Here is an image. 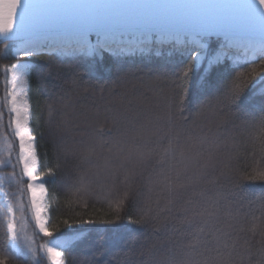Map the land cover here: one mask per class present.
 <instances>
[{
  "label": "trees",
  "instance_id": "1",
  "mask_svg": "<svg viewBox=\"0 0 264 264\" xmlns=\"http://www.w3.org/2000/svg\"><path fill=\"white\" fill-rule=\"evenodd\" d=\"M220 39L208 38L209 47L216 48ZM12 44L13 40L0 39V159L10 162L0 165V173L6 177L3 185L13 206L17 229L23 223V236L31 239L35 256L23 239L19 251L8 242L6 210L0 202V264H51L44 246L51 239L66 235L76 236L66 250L62 249L66 264H156L167 259L169 249L176 259H181L182 246L189 241L195 243V239L174 234L175 222L167 218L166 212L157 218L150 214L140 223L128 219L139 220L149 198L153 208L158 196L160 206H164L163 185L150 183L149 173L157 159L155 152L167 145V140L161 138L169 127L181 133L182 144H192L186 158L210 150L209 143H199L200 137H206L208 141L219 137L217 142L221 146L216 159L226 162L230 171L220 175L224 170L223 163L218 164L214 175L219 177V185L206 187L209 196L219 192L222 197V220L226 219L237 228L248 227L253 216L264 221V179L259 178L264 173V160L259 151L260 141L264 140V127L259 124L258 111L264 105V85L246 90L238 102L242 109L254 111L256 116V122L247 125L240 124L236 110L230 108L222 93L216 91L233 82L239 83L253 70L259 71L264 58L257 56L249 61L227 58L207 73L201 68L191 78L184 94L180 83L173 85L170 78L180 59L168 45L159 47L160 54L152 50L143 55L104 53L95 58L83 54L58 58L41 52L24 58L31 63L27 92L30 129L38 156L37 175L47 189L46 226L53 233L51 237L45 236L35 223L30 193L26 190L28 178L22 175L23 165L18 163L19 141L14 125L10 126L8 68L20 59L13 54ZM167 49L171 50L167 52ZM74 71L78 75H74ZM96 105L101 109L120 106L134 118V131L125 129L124 125L119 126L120 131L113 130L112 138L123 141L118 147L126 150L133 143L131 137L135 136V144L140 149L154 150L143 173L133 178L132 195L118 213L115 205L110 208L106 199L110 182H102L97 177L98 172L100 177L103 176L108 150H98L91 163L81 156L93 130L99 127L96 123L90 126L80 123L81 112ZM169 115L170 125L166 123ZM102 123L105 129L112 127L110 121ZM189 129L191 141L186 139ZM115 151L116 147H113V153ZM13 172L16 178L11 177ZM152 180H155L154 175ZM21 187L25 189L23 195ZM193 199L203 203L199 196ZM226 203L231 204L233 218L224 216ZM237 209L239 214L235 215ZM117 214L119 220H115ZM78 219L97 223L65 229V221L73 223ZM105 220L112 222L100 223ZM179 230L185 231L182 227Z\"/></svg>",
  "mask_w": 264,
  "mask_h": 264
},
{
  "label": "snow or ice",
  "instance_id": "2",
  "mask_svg": "<svg viewBox=\"0 0 264 264\" xmlns=\"http://www.w3.org/2000/svg\"><path fill=\"white\" fill-rule=\"evenodd\" d=\"M17 21L19 31L15 30ZM0 36L18 42L15 53L20 58L31 57L38 49L58 58L80 54L95 58L104 53L143 55L153 48L168 45L180 59L176 70L170 73L172 84L179 82L182 93L186 94L188 83L201 68L207 73L234 52L242 55L245 61L257 56L264 58V0H50L40 4L29 0H0ZM213 36L222 38L214 49L208 44V38ZM11 68V84L16 91L11 94L10 126H15V135L19 139L18 163L23 165L22 175L31 181L26 190L31 194L36 226L45 236L51 237L53 233L46 226L48 219L43 215L47 211L42 203L47 189L35 174L38 156L35 137L30 129L28 92L24 87L28 82L30 65L17 59ZM74 75L78 73L74 71ZM258 84L264 85V61L259 71L253 70L239 83L233 82L216 90L229 102L228 106L236 110L235 116L241 125L256 122L254 111L242 109L238 102L246 90L256 89ZM258 111L259 124L264 127V105ZM81 117L80 123L86 126L91 123L99 125L85 143L81 156L85 162L91 163L98 150H108L103 176L100 177L98 172L97 177L102 182H110L106 199L109 207L115 205L118 213L132 195L133 178L143 173L152 160L154 150L140 149L135 144V136L131 137L133 143L126 150L118 147L122 140L112 138L113 130L120 131V125L135 130L134 118L128 115L127 109L120 106L101 109L96 105L83 110ZM109 121L112 127L105 129L102 122ZM166 123L170 125V115ZM161 139L167 140V145L155 152L157 159L149 173V182L163 185L164 206H160L158 196L153 208L149 198L140 219H128L132 223H140L150 214L157 218L166 212L167 218L175 222L172 232L180 237H193L195 243L189 241L182 246L181 259H176L169 249L167 259L156 264H264V221L253 216L248 227L237 228L226 219H221L220 193L207 194V185H219V177L214 175L217 165L223 163L224 170L220 175L230 171L226 162L216 159V152L221 146L217 142L219 137L212 141L200 137L199 143H209L210 150L196 152L191 158H186V153L192 150V144H182L180 132H174L169 127ZM186 139H193L190 129ZM113 147H116L115 153ZM259 151L264 160V140L260 141ZM5 163L10 162L0 159V165ZM10 175L16 178L15 172ZM259 178L264 179V173ZM5 179V176H0V185L5 183ZM83 183L81 180L82 186ZM20 191L23 195L25 189L21 187ZM194 196L203 198V203L193 199ZM223 207L226 209L224 216L233 218L231 204L226 203ZM238 214L239 209L235 215ZM119 219L117 214L115 220ZM5 221L7 240L11 246L19 251L23 239L35 256L31 239L23 236V223L17 229L11 202L7 205ZM94 223L97 221L78 219L73 223L65 221L64 227L73 229L81 224ZM181 227L185 231L181 232ZM68 243L58 241L57 246H44L51 264H66L64 250Z\"/></svg>",
  "mask_w": 264,
  "mask_h": 264
},
{
  "label": "rangeland",
  "instance_id": "3",
  "mask_svg": "<svg viewBox=\"0 0 264 264\" xmlns=\"http://www.w3.org/2000/svg\"><path fill=\"white\" fill-rule=\"evenodd\" d=\"M18 46V42H16V41H13V44H12V52H13V54L16 56V57H18L17 55H16V53H15V48ZM153 50V52L154 53H157V52H159V48H153L152 49ZM171 49H167V52H169ZM249 56H251V53H249ZM18 58H20V57H18ZM228 58H230V59H232V60H234V61H240V60H243L244 59V57L242 56V55H240L239 53H232V54H230L229 55V57ZM21 59V62H23V63H27V64H31L30 63V61L29 60H27V59H25V58H20ZM17 62V61H16ZM15 62V63H16ZM14 63V64H15ZM12 68L11 67H9L8 68V80H7V89H8V99H9V106L11 107V94H13L16 90H14L13 88H12V84H11V81H12ZM18 86H19V82H18ZM24 87L26 88V90H27V84L26 85H24ZM14 128H15V126H14ZM14 132H15V130H14ZM17 139H18V137H17ZM18 141H19V139H18ZM36 175H37V171H36V173H35ZM0 176H2L1 175V173H0ZM38 176V175H37ZM39 177V176H38ZM31 181H29V179H28V183H30ZM34 183H39V181L38 182H34ZM5 193H6V190H5V188H4V185H0V202L2 203V205L4 206V208H5V210H7V205H8V203L10 202L9 201V199H8V196H7V198H5ZM7 194V193H6ZM30 200H31V194H30ZM43 206L46 208V209H48V206H47V201H46V196H45V199L43 200ZM33 211H34V209H33ZM14 215V214H13ZM43 215L47 218V211L45 212V213H43ZM6 222V221H5ZM6 228H7V225H6ZM38 228V227H37ZM39 230V229H38ZM76 238V236L75 235H66V236H61V237H57V238H53V239H51L46 245H48V246H57V242L58 241H68L69 243H68V245H70L71 244V242L74 240ZM62 250V249H61ZM65 259V258H64ZM51 263V262H50Z\"/></svg>",
  "mask_w": 264,
  "mask_h": 264
},
{
  "label": "water",
  "instance_id": "4",
  "mask_svg": "<svg viewBox=\"0 0 264 264\" xmlns=\"http://www.w3.org/2000/svg\"><path fill=\"white\" fill-rule=\"evenodd\" d=\"M29 2L36 3V4H40V3L50 2V0H29ZM15 30L16 31H19V23H18V21H17V24L15 25ZM0 39L5 40L2 36H0ZM41 52H47V51H43V50H39L38 49L36 53H41Z\"/></svg>",
  "mask_w": 264,
  "mask_h": 264
},
{
  "label": "bare ground",
  "instance_id": "5",
  "mask_svg": "<svg viewBox=\"0 0 264 264\" xmlns=\"http://www.w3.org/2000/svg\"><path fill=\"white\" fill-rule=\"evenodd\" d=\"M12 74V73H11ZM13 78V77H12Z\"/></svg>",
  "mask_w": 264,
  "mask_h": 264
}]
</instances>
